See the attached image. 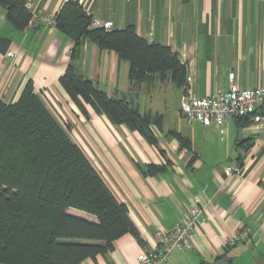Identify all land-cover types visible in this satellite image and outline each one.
Returning a JSON list of instances; mask_svg holds the SVG:
<instances>
[{
    "label": "crops",
    "instance_id": "crops-1",
    "mask_svg": "<svg viewBox=\"0 0 264 264\" xmlns=\"http://www.w3.org/2000/svg\"><path fill=\"white\" fill-rule=\"evenodd\" d=\"M26 1L44 15H57L74 1L92 19L111 22V30L134 25L140 37L169 46L186 67L181 87L170 74L133 84L130 63L115 52L87 40L78 48L74 63L81 75L160 121L151 126L152 144L90 108L86 118L59 82L75 41L39 18L18 30L0 6V100L15 104L31 82L70 126L139 232V238L124 235L112 252L81 264H140L138 256L155 249L156 231L171 229L194 202L204 206L206 221L192 247L173 251L167 264H264V124L249 119L240 126L234 118L205 127L189 123L181 111L187 89L200 98L227 91L231 73L242 89L264 87V0ZM149 167L163 170L150 173ZM226 167L244 174L228 176ZM70 213L97 222L84 212Z\"/></svg>",
    "mask_w": 264,
    "mask_h": 264
},
{
    "label": "trees",
    "instance_id": "trees-1",
    "mask_svg": "<svg viewBox=\"0 0 264 264\" xmlns=\"http://www.w3.org/2000/svg\"><path fill=\"white\" fill-rule=\"evenodd\" d=\"M0 6L18 30L32 19L26 0H0ZM91 21L74 1L57 14L58 31L76 43L60 85L86 118L90 108L155 144L151 126L160 121L141 114L127 99L98 89L77 71L76 53L84 40L115 52L130 63L133 84L170 74L181 87L186 82L185 65L169 46L140 37L134 25L114 31L92 28ZM235 119L241 126L250 118ZM160 170L149 167L150 173ZM71 209L92 215L97 222L71 214ZM127 234L139 238L128 207L117 200L73 140L70 126L33 84L26 85L15 104L0 100V264H81L112 252L114 243Z\"/></svg>",
    "mask_w": 264,
    "mask_h": 264
},
{
    "label": "built area",
    "instance_id": "built-area-1",
    "mask_svg": "<svg viewBox=\"0 0 264 264\" xmlns=\"http://www.w3.org/2000/svg\"><path fill=\"white\" fill-rule=\"evenodd\" d=\"M33 18H39L46 26L56 25V14L44 15L33 3H27ZM92 28L112 29V23L91 21ZM151 41V39L149 40ZM15 58V53L7 54ZM190 81V79H188ZM181 111L189 123L201 124L205 127H222L234 118H250L255 123L264 124V87L242 89L235 81L233 73L229 75L227 91L218 90L207 97H197L192 90L187 89L182 97ZM228 176H242L240 167H226ZM206 221L205 208L194 202L185 212L183 218L169 230H157L154 237L155 249L138 256L140 264H167L173 251H185L192 247L194 236Z\"/></svg>",
    "mask_w": 264,
    "mask_h": 264
}]
</instances>
